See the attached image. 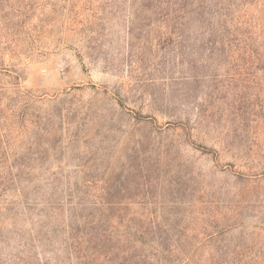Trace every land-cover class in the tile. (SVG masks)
<instances>
[{
    "label": "rangeland",
    "instance_id": "1",
    "mask_svg": "<svg viewBox=\"0 0 264 264\" xmlns=\"http://www.w3.org/2000/svg\"><path fill=\"white\" fill-rule=\"evenodd\" d=\"M249 20L264 0H0V264L63 260L73 216L264 264V73L207 25Z\"/></svg>",
    "mask_w": 264,
    "mask_h": 264
},
{
    "label": "trees",
    "instance_id": "2",
    "mask_svg": "<svg viewBox=\"0 0 264 264\" xmlns=\"http://www.w3.org/2000/svg\"><path fill=\"white\" fill-rule=\"evenodd\" d=\"M183 14L184 11H178L175 17H172L176 25H180ZM195 14L202 19L206 15L213 20L217 18L219 24L221 17L224 18V15H214L210 10L196 11ZM224 24L225 21L222 26L216 28L207 24L208 36L212 38V43L217 42L222 48L226 43L228 46L241 43L242 49H236L233 54L245 57L248 70L254 69L264 73V43H261L264 41V31L257 30V25L251 20L242 22L232 31H227L223 27ZM73 217L68 226L67 256L63 260L55 261V264H169L170 259L174 258L173 253L163 247L166 237L148 236L137 232L134 230V222L130 219ZM49 263L44 260L41 264Z\"/></svg>",
    "mask_w": 264,
    "mask_h": 264
}]
</instances>
